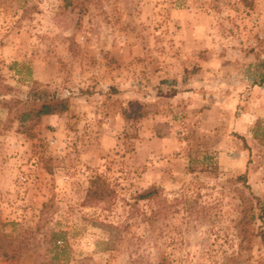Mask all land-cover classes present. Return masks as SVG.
<instances>
[{"label": "rangeland", "instance_id": "rangeland-1", "mask_svg": "<svg viewBox=\"0 0 264 264\" xmlns=\"http://www.w3.org/2000/svg\"><path fill=\"white\" fill-rule=\"evenodd\" d=\"M263 73L264 0H0V264H264Z\"/></svg>", "mask_w": 264, "mask_h": 264}, {"label": "trees", "instance_id": "trees-1", "mask_svg": "<svg viewBox=\"0 0 264 264\" xmlns=\"http://www.w3.org/2000/svg\"><path fill=\"white\" fill-rule=\"evenodd\" d=\"M16 67V65H15ZM260 84H264V73L260 76ZM0 85L4 90L5 94L9 95L15 91V88L5 84L0 76ZM25 103L28 109L22 111L19 121V132L26 134L29 138H34L33 130L35 125L41 123L44 117L63 115L70 111L72 102L70 97H63L57 92H53L49 87L37 80H33L29 86V91L26 96ZM24 104V101L18 98H9L8 100H0V105L9 112L19 108ZM142 105L138 106L137 109L126 116L127 119H138L146 118L149 115L148 111L143 109ZM160 190L156 187H151L147 190L142 191L137 195L136 201L155 200L159 197ZM116 200V192L110 187L105 179L96 176L89 182V188L85 200V205L95 206L102 208H109L114 204ZM261 207L262 217H264V200L258 199ZM157 213H153V217Z\"/></svg>", "mask_w": 264, "mask_h": 264}]
</instances>
